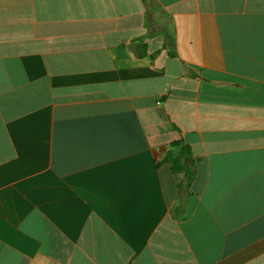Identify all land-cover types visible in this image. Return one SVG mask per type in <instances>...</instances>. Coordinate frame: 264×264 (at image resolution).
Returning a JSON list of instances; mask_svg holds the SVG:
<instances>
[{"label": "crops", "instance_id": "1", "mask_svg": "<svg viewBox=\"0 0 264 264\" xmlns=\"http://www.w3.org/2000/svg\"><path fill=\"white\" fill-rule=\"evenodd\" d=\"M0 264H264V0H0Z\"/></svg>", "mask_w": 264, "mask_h": 264}, {"label": "trees", "instance_id": "2", "mask_svg": "<svg viewBox=\"0 0 264 264\" xmlns=\"http://www.w3.org/2000/svg\"><path fill=\"white\" fill-rule=\"evenodd\" d=\"M144 1L147 2V0ZM161 163L169 164L173 173L182 175L180 191L190 188L196 176V165L189 145L182 140L173 142Z\"/></svg>", "mask_w": 264, "mask_h": 264}]
</instances>
